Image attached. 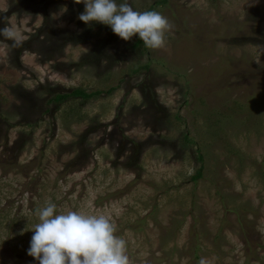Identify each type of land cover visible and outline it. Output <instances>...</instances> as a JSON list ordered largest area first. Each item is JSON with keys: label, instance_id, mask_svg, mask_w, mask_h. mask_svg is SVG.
Segmentation results:
<instances>
[{"label": "rangeland", "instance_id": "rangeland-1", "mask_svg": "<svg viewBox=\"0 0 264 264\" xmlns=\"http://www.w3.org/2000/svg\"><path fill=\"white\" fill-rule=\"evenodd\" d=\"M128 3L174 24L164 48L75 0H0V264H38L49 200L111 217L134 264H264V0ZM75 89L101 94L46 112Z\"/></svg>", "mask_w": 264, "mask_h": 264}, {"label": "clouds", "instance_id": "clouds-1", "mask_svg": "<svg viewBox=\"0 0 264 264\" xmlns=\"http://www.w3.org/2000/svg\"><path fill=\"white\" fill-rule=\"evenodd\" d=\"M75 3L84 4V11L77 18L85 25L98 22L109 26L124 41L138 36L152 50L164 48L175 27L161 12L134 10L128 0L119 3L75 0ZM0 35L17 38L16 32L7 26L0 29ZM34 215L38 222L31 230L27 255L38 264H134L128 255L127 241L116 234L117 225L109 216L58 211L51 200L37 208ZM200 264H205L203 258Z\"/></svg>", "mask_w": 264, "mask_h": 264}, {"label": "trees", "instance_id": "trees-1", "mask_svg": "<svg viewBox=\"0 0 264 264\" xmlns=\"http://www.w3.org/2000/svg\"><path fill=\"white\" fill-rule=\"evenodd\" d=\"M147 10H153L152 7L148 8ZM140 45H142V41L139 39V37L137 36V41L135 42V44L132 45V48L134 49V51H136ZM147 68V66L143 67L142 69ZM139 71L136 69H133V74H136ZM114 91V89H109L106 92V94H111ZM101 93L99 91L96 92H91V93H87L86 91L80 90V89H75L73 91H71L70 93H66V94H59V93H52L48 99V101L46 102V112H49L50 109H48L49 106L51 105H60L63 102L69 100V99H80V100H90L93 99V97L95 96H99ZM198 160L201 162L202 158L199 156ZM202 172H203V168L200 167L195 175L192 177L193 181H198L199 179L202 178Z\"/></svg>", "mask_w": 264, "mask_h": 264}]
</instances>
